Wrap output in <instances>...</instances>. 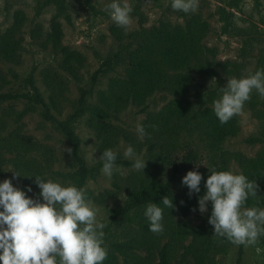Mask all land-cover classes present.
Here are the masks:
<instances>
[{
    "label": "rangeland",
    "instance_id": "obj_1",
    "mask_svg": "<svg viewBox=\"0 0 264 264\" xmlns=\"http://www.w3.org/2000/svg\"><path fill=\"white\" fill-rule=\"evenodd\" d=\"M111 2L0 0V36L12 31L17 13L26 16L19 62H7L0 56V93L25 92L32 77L61 122L75 113L86 90L91 91L87 106L105 108L104 117L87 111L72 122L80 139V154L89 169L83 189L97 209L98 221L106 225L103 231L108 255L103 264H160L163 249L168 264H264V236L249 247L213 236L214 228L208 223L211 203L206 213L198 210V197L206 191L204 183L201 181V192L191 197L187 186L182 185V178L193 170L206 176L210 174L208 168L246 176L240 156L264 158V99L257 92H252L243 112L233 117L237 119L236 130L224 141L219 140L200 109V97L224 86L228 78L264 69V0H199L197 10L189 13L174 11L171 0H127L133 9L128 33L141 28L139 12L146 17L145 27L181 25L194 16L209 27L204 40L211 51L207 60L189 70L169 71L168 86L147 99L145 111L133 100L128 101L124 93L112 89L115 78L126 77L125 65L115 66L93 83L94 73L119 50L112 33L116 23L105 10ZM54 17L64 32L63 45L85 59L72 72L62 67L61 56L42 46ZM36 31H41L40 39L34 37ZM182 82L186 86L183 93L178 89ZM106 97L111 98L112 107L103 104ZM177 101H188L191 114L198 117L168 118V108ZM209 107L213 108V102ZM21 112L24 114L19 118L17 113ZM94 122L104 124L101 131L95 129ZM137 124L148 134L143 139L137 134ZM129 145L146 161L143 170L134 169V161L124 156ZM63 148H69L67 142L56 125L43 118L40 106L25 100L0 104V182L11 179L13 186L28 196L40 192L34 183L37 175L64 186L73 185L63 176L75 170L71 155ZM109 148L116 152L117 159L127 162H116L111 176L102 172L99 159ZM190 152L197 158L186 161ZM174 164L178 168L174 169ZM13 172L20 177L13 178ZM159 184L167 185L166 196L175 205L169 209L157 203L163 209L162 233L149 230L146 205L127 216L116 214L133 190ZM258 185L256 198L260 199L264 197V185ZM29 186L32 192H27ZM253 206L264 208L257 203ZM119 245L128 247L118 249Z\"/></svg>",
    "mask_w": 264,
    "mask_h": 264
},
{
    "label": "clouds",
    "instance_id": "obj_2",
    "mask_svg": "<svg viewBox=\"0 0 264 264\" xmlns=\"http://www.w3.org/2000/svg\"><path fill=\"white\" fill-rule=\"evenodd\" d=\"M198 4L199 0H171V8L184 13L195 12ZM105 10L117 26L127 29L131 25L133 9L127 0L123 3L112 0ZM253 91L264 99V69L249 70L240 78H228L227 83L218 89L219 98L213 101V111L219 122L225 124L241 114ZM136 131L140 139L148 135L140 124H137ZM63 149L71 155L70 147ZM124 156L134 161V169L146 167V161L136 156L131 145L126 148ZM99 159L103 162L102 172L111 176L116 167V152L105 149ZM208 171L210 174L204 183L206 191L198 197V210L201 214L206 213L211 203L208 223L214 228L213 236L245 247L256 245L264 236V208L247 207L246 202L249 197L258 196V183L232 171H217L215 168H208ZM17 177L20 175L13 172V178ZM202 179V174L195 170L188 171L182 178L189 197L201 192ZM34 183L40 189L36 198L13 186L11 179L0 182V262L103 264L108 255L104 246L106 225L98 221L97 209L87 199L85 189L71 184L64 186L39 175L35 176ZM27 192H32L30 186ZM162 204L169 209L175 208L169 196L162 198ZM144 215L151 232H163V209L157 203L149 202Z\"/></svg>",
    "mask_w": 264,
    "mask_h": 264
},
{
    "label": "trees",
    "instance_id": "obj_3",
    "mask_svg": "<svg viewBox=\"0 0 264 264\" xmlns=\"http://www.w3.org/2000/svg\"><path fill=\"white\" fill-rule=\"evenodd\" d=\"M138 16L142 26L133 33H128L126 29L117 25L113 27L112 33L118 42L119 50L94 73L93 83L96 84L102 75L113 70L115 66L125 65L126 77L115 78L111 84L112 89L124 93L128 101L133 100L139 106H142L141 111H145L147 109V99L157 90L168 86L170 82L169 71H185L194 68L207 60V52L211 53V51L204 44L209 27L199 17H191L181 25L162 23L158 26L145 27L143 24L146 22V17L141 12ZM57 19V17L52 19L49 33L42 46L45 50H52L51 52L56 56H61L62 67L72 72L83 65L85 59L63 45L64 32ZM25 21V14L17 13L12 31L0 36V56L7 62H19L20 51L24 42L22 30ZM34 37L40 39L41 31H36ZM27 84L28 89L25 92L8 91L0 93V104L7 101L25 100L41 107L43 118L56 125L68 146L72 149L71 157L74 161L75 170L66 172L63 176L77 188H83L89 175V169L80 154V139L72 128V122L83 116L87 111L104 117L106 116L105 108L102 106H87V97L91 94V91L86 90L81 94L75 113L67 121L61 122L52 114L49 104L41 95L32 77ZM178 89L183 93L186 90L185 84L182 82ZM217 98H219L218 90L203 94L200 97V109L204 110L203 116L213 126L219 140L224 141L236 130L237 119L232 118L225 124L219 122L213 108L209 107ZM103 104L107 107L113 106L111 98L107 97L103 100ZM23 114L24 112L17 113V116L21 118ZM167 116L168 118L182 116L189 117V119L198 117L197 114H191V106L188 101L174 102L168 108ZM93 126L96 130L101 131L104 124L94 122ZM196 158L195 153L190 152L185 160L193 161ZM239 159L246 176L251 180H256L258 184L264 185V158L246 159L240 156ZM116 162L127 164V162L120 159H117ZM176 168L178 167L174 164V169ZM202 176V182L205 183L208 176L203 174ZM167 193L168 187L165 184L133 190L129 201L116 214L127 216L149 202L160 203ZM36 196L38 195L29 197L36 198ZM255 203L264 205V197L260 199L249 197L246 206H253ZM127 247L126 245H119L118 249ZM160 258V264H168L165 258V249L160 252Z\"/></svg>",
    "mask_w": 264,
    "mask_h": 264
}]
</instances>
